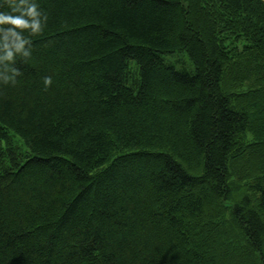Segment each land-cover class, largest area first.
<instances>
[{"label":"trees","instance_id":"obj_1","mask_svg":"<svg viewBox=\"0 0 264 264\" xmlns=\"http://www.w3.org/2000/svg\"><path fill=\"white\" fill-rule=\"evenodd\" d=\"M37 2L0 264H264V0Z\"/></svg>","mask_w":264,"mask_h":264},{"label":"clouds","instance_id":"obj_2","mask_svg":"<svg viewBox=\"0 0 264 264\" xmlns=\"http://www.w3.org/2000/svg\"><path fill=\"white\" fill-rule=\"evenodd\" d=\"M46 21L37 0H7V10L0 11V83H16L20 70L15 64L31 57V37L43 31ZM52 83L51 76L43 77L45 89Z\"/></svg>","mask_w":264,"mask_h":264},{"label":"rangeland","instance_id":"obj_3","mask_svg":"<svg viewBox=\"0 0 264 264\" xmlns=\"http://www.w3.org/2000/svg\"><path fill=\"white\" fill-rule=\"evenodd\" d=\"M179 57H180V56H179ZM182 57H183V56H181L180 59H182ZM185 62H186V60H185ZM185 62H184V63H185ZM185 64H186V63H185Z\"/></svg>","mask_w":264,"mask_h":264}]
</instances>
